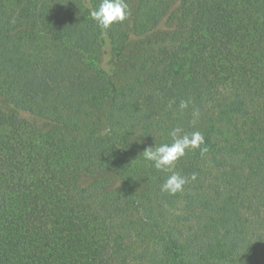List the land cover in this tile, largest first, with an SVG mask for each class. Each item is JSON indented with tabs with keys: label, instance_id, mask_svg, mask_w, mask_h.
I'll list each match as a JSON object with an SVG mask.
<instances>
[{
	"label": "trees",
	"instance_id": "obj_1",
	"mask_svg": "<svg viewBox=\"0 0 264 264\" xmlns=\"http://www.w3.org/2000/svg\"><path fill=\"white\" fill-rule=\"evenodd\" d=\"M100 3L0 0V264H264V0Z\"/></svg>",
	"mask_w": 264,
	"mask_h": 264
},
{
	"label": "clouds",
	"instance_id": "obj_2",
	"mask_svg": "<svg viewBox=\"0 0 264 264\" xmlns=\"http://www.w3.org/2000/svg\"><path fill=\"white\" fill-rule=\"evenodd\" d=\"M129 15L130 10L126 0H101L99 7L90 12L92 19L105 31L110 30L115 24L123 23ZM189 104L190 101L182 100L179 104L180 110L188 109ZM192 115V123L195 124L200 115L199 110L193 109ZM169 136L170 143L155 145V147L149 146L143 150L141 156L152 162L157 170L169 173L161 185V191L169 195H176L183 191L184 186L188 183V178L176 170L177 163L193 150H199L203 156L207 152V147L203 146L205 139L200 131L187 132L182 127H175L170 131ZM196 178V174H192L191 180L195 181Z\"/></svg>",
	"mask_w": 264,
	"mask_h": 264
}]
</instances>
